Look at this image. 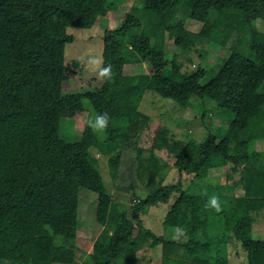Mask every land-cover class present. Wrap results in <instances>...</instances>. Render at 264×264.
<instances>
[{
  "label": "trees",
  "instance_id": "trees-1",
  "mask_svg": "<svg viewBox=\"0 0 264 264\" xmlns=\"http://www.w3.org/2000/svg\"><path fill=\"white\" fill-rule=\"evenodd\" d=\"M106 2L0 0V264H216L214 236L230 233L248 264H264V240L255 239L251 227L264 211V152L234 153L264 140V0H142L145 19L127 13L119 27L104 31L101 72L109 74L100 88L63 93L65 46L73 41L67 28L92 27ZM179 16L200 22L199 35L216 45L234 35L237 41L215 65L190 73L171 57L167 76V53L154 39L168 33L178 49L189 47L181 23H172ZM142 62L151 74H124V66ZM147 91L212 110L236 135L234 143L211 132L202 142H169L160 131L153 148L165 147L178 173L175 184L163 183L164 162L152 149L142 155L134 140L148 125L138 108ZM78 111H87L88 120L108 113L107 129L93 131L87 120L78 140L61 138V121ZM100 145L116 148H107V165L117 191L139 183L151 190L129 207L132 218L109 194L92 152ZM229 164L234 172L241 167L233 184L242 190V206L229 184L208 182L209 169ZM83 188L96 195L103 228L93 251L76 263ZM169 202L163 225L178 229L177 240L134 224L148 207ZM157 246L159 263L146 257Z\"/></svg>",
  "mask_w": 264,
  "mask_h": 264
},
{
  "label": "rangeland",
  "instance_id": "rangeland-1",
  "mask_svg": "<svg viewBox=\"0 0 264 264\" xmlns=\"http://www.w3.org/2000/svg\"><path fill=\"white\" fill-rule=\"evenodd\" d=\"M127 13L145 19L146 11L142 7V0H107L92 27L67 28V33L72 36L73 41L67 43L65 46L67 77L63 82V93L72 94L85 89L97 91L100 88L103 82L101 64L104 31L119 27ZM172 23H181L190 41V46L183 50L178 49L175 46L174 37L169 36L168 33L154 39L156 43L163 45V49L167 53L168 58L163 69L164 74L167 76L170 74L171 57H175L183 72H193L200 66L208 68L211 65H215L218 59L228 55L238 38V35H234L226 44L216 45L211 40H208L209 38L199 35L200 22L186 16H179ZM152 71V67L147 62H142L124 66L123 72L127 75H135L151 74ZM138 108L148 116L149 121L145 129L134 138L135 143L138 148L142 149V155L148 156L149 150L152 149L157 159L164 162L160 174L164 176L162 182L165 184H175L178 173L173 166L174 156L165 147L153 148V146H156L155 139H157V134L160 131H166V138L169 142L178 143L189 139L202 142L210 132L219 136L228 134L232 143H234L236 138L233 131L222 126L221 121L214 116L212 110L205 112L203 109L194 110L187 106H180L172 100L163 98L151 91L145 92ZM87 120V111H78L72 117L63 119L60 128L61 138L65 140H78ZM107 148H109L110 152L116 149L111 146L105 147V149ZM105 149L100 145V147H94L92 152L99 159V169L105 179L104 181H106L105 183L111 198L125 205L127 207L128 218H132L129 207L137 203L138 199L143 198L151 190L142 191L143 185L139 183L138 190L128 192L117 191L113 185L114 181L110 176L107 165V157L110 152H108V149ZM257 152H264V140H251L244 147H234V153L238 156ZM240 170L241 167H238L234 172L232 165L229 164L227 166L211 168L208 172V182L211 185H215V183L219 185L229 184L231 188L229 194L235 195L238 206L243 205L244 196L242 195V190L237 188L233 183L234 180L239 178ZM183 176V182L185 180L188 182L189 177ZM201 183L204 182L201 181ZM96 201L94 193L84 188L80 191L79 221L75 238L76 263L80 262L87 254L93 251V243L103 228L96 218ZM171 202L148 207L146 213L141 214L139 221H134V224L140 222L144 228L150 229L157 235H162L165 239L177 240L179 236L178 229L173 226L163 225V220ZM199 207H202L200 211L204 209L203 205H199ZM191 211H194V209L191 208ZM253 219L251 225L253 237L264 240V211L258 213L256 217L253 216ZM219 236L221 235L214 236L217 242L211 245L212 260L218 257L216 264H228V262L233 263L237 261V257H234L235 255L233 256L230 252L234 245L233 236L227 234L218 238ZM154 250L151 253L149 252L146 257H152L155 263H159V246ZM237 250L239 259H243L244 261L246 253L241 246H237ZM78 257L80 258L78 259Z\"/></svg>",
  "mask_w": 264,
  "mask_h": 264
},
{
  "label": "clouds",
  "instance_id": "clouds-1",
  "mask_svg": "<svg viewBox=\"0 0 264 264\" xmlns=\"http://www.w3.org/2000/svg\"><path fill=\"white\" fill-rule=\"evenodd\" d=\"M108 74H109V70L107 68L103 69L101 72L102 76H107ZM109 122H110L109 114L105 112L96 115L94 118H89L88 125L93 131L99 132L102 130H106L109 125ZM210 204L218 208L216 198H212Z\"/></svg>",
  "mask_w": 264,
  "mask_h": 264
},
{
  "label": "crops",
  "instance_id": "crops-1",
  "mask_svg": "<svg viewBox=\"0 0 264 264\" xmlns=\"http://www.w3.org/2000/svg\"><path fill=\"white\" fill-rule=\"evenodd\" d=\"M231 234V233H230ZM232 236H233V234H231ZM252 236H253V234H252ZM233 241H234V245H233V248H231L232 250L230 251L232 254H233V256L234 257H237V261H235V262H233V263H229L228 262V264H248V261H247V255H246V257H245V259H244V261H243V259H239V254H238V250H237V246H240V244H238V242L236 241V239H235V237L233 236ZM228 250H229V247H228ZM229 252V251H228ZM229 252V253H230ZM245 252V251H244ZM232 254H230V255H232ZM243 254V253H242ZM241 254V255H242Z\"/></svg>",
  "mask_w": 264,
  "mask_h": 264
}]
</instances>
